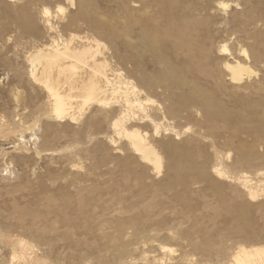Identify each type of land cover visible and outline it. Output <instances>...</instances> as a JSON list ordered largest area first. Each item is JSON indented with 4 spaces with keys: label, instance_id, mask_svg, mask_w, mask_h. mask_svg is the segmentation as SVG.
<instances>
[{
    "label": "rangeland",
    "instance_id": "rangeland-1",
    "mask_svg": "<svg viewBox=\"0 0 264 264\" xmlns=\"http://www.w3.org/2000/svg\"><path fill=\"white\" fill-rule=\"evenodd\" d=\"M69 37L124 84L58 118L28 57ZM132 86L159 173L113 126ZM263 170L264 0H0V264H236L264 248Z\"/></svg>",
    "mask_w": 264,
    "mask_h": 264
},
{
    "label": "bare ground",
    "instance_id": "bare-ground-1",
    "mask_svg": "<svg viewBox=\"0 0 264 264\" xmlns=\"http://www.w3.org/2000/svg\"><path fill=\"white\" fill-rule=\"evenodd\" d=\"M68 2L72 4V0H68ZM58 9H60V11L63 10L61 7ZM43 13L47 14L48 10L43 9ZM72 41L73 37H69L68 39L62 40L61 43L55 42L46 48H38L28 57L32 69L31 74L33 77H36L37 74L40 73L36 79L43 82L50 92L53 99L52 111L58 118H63L65 116L73 118V114L71 112L74 107L69 100L71 96L67 93V91L70 92L80 86L79 88H82L83 94L79 97L84 102L93 100L99 104H106L109 100L106 95L108 93L113 94L119 92L122 88L120 84H124L120 78L116 79V77H109L107 71L102 68L104 65H102L101 61H98L95 58V52L92 50L93 47L90 45L89 38L85 37L84 44L80 47L74 46ZM76 61L83 64L86 71L80 75H73L74 73L68 74L72 68H75ZM225 67L229 71L230 80L233 82H239L243 79L244 74L250 75L253 72L247 65L239 61H235L234 63H225ZM38 69L39 71L37 73ZM53 70L54 75L52 76ZM76 83L77 86L74 85ZM132 88L133 90L131 95L124 94L125 108L119 112V116L115 120L113 119V126L118 128V130L123 133L125 137H127L129 144L135 153H137L142 160L151 162L155 171L159 173L162 167L161 155L137 129L125 127L126 120L129 117H134L133 110L137 109L144 112L142 102L136 96V92L134 91L135 87L132 86ZM216 172L220 173L219 169H216ZM262 172H264V170ZM244 178L245 177H243V179ZM247 178H245V180H247ZM243 184L247 189V194L250 197H255L257 191L248 187L245 182ZM233 259L236 264H260L259 262L264 260V248L246 249L244 247H240L236 253L233 254Z\"/></svg>",
    "mask_w": 264,
    "mask_h": 264
}]
</instances>
